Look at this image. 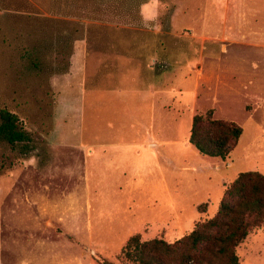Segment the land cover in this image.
<instances>
[{
  "label": "rangeland",
  "instance_id": "374dc122",
  "mask_svg": "<svg viewBox=\"0 0 264 264\" xmlns=\"http://www.w3.org/2000/svg\"><path fill=\"white\" fill-rule=\"evenodd\" d=\"M0 264H132L126 240L172 242L264 173V0H0ZM242 128L224 159L192 117ZM236 252L264 264V222Z\"/></svg>",
  "mask_w": 264,
  "mask_h": 264
},
{
  "label": "trees",
  "instance_id": "16d2710c",
  "mask_svg": "<svg viewBox=\"0 0 264 264\" xmlns=\"http://www.w3.org/2000/svg\"><path fill=\"white\" fill-rule=\"evenodd\" d=\"M241 133L240 125L213 118L208 110L192 117L188 141L199 153L224 159ZM0 139L12 147L27 148L30 142L17 115L6 107H0ZM263 222L264 173L242 171L226 187L213 216L172 242L131 235L121 256L132 264H238L237 246Z\"/></svg>",
  "mask_w": 264,
  "mask_h": 264
}]
</instances>
